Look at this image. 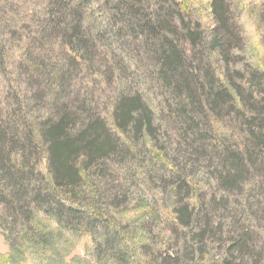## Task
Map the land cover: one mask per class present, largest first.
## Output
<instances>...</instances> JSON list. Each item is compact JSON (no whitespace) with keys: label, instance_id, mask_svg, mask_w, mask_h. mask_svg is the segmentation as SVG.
<instances>
[{"label":"trees","instance_id":"trees-1","mask_svg":"<svg viewBox=\"0 0 264 264\" xmlns=\"http://www.w3.org/2000/svg\"><path fill=\"white\" fill-rule=\"evenodd\" d=\"M256 1L263 10L261 15L257 13V18L263 22L264 0ZM59 2L65 5L59 6ZM171 3L182 9L177 0ZM85 4L88 0H56L48 4L43 15L47 29L60 37L66 66L57 69L32 58L25 43L13 46L10 51L8 42L0 41L2 55L7 52L23 56L27 64L24 75L29 68L36 75L35 91L29 92L25 87V92L16 94L21 86L14 90L11 98L16 107L14 117L4 121L0 114V230L8 231L9 234H4L11 248V253L0 255V264H93L80 257L67 261L79 237L84 234L94 239L92 227L99 232L100 243L93 256L95 264H258L253 258V239L248 237L244 218L245 212L247 216L252 213L251 206L257 210L264 207V72L252 71L246 87L231 86L225 80L219 83L212 79L202 59L188 60L180 35L171 31L176 29L170 21L175 18L172 15L157 13L151 18L144 14L143 0H115L114 8H109L114 14L108 24L93 20L83 24L80 14L88 8ZM103 5L108 7L110 1H104ZM208 6L211 13H217L214 1L210 0ZM244 8L248 10L245 5ZM115 18L121 19V28L110 35L111 39L109 35L103 38L110 42V47L117 44L126 53L120 39L116 41L117 37H113L124 29L135 31L134 39L142 43L146 57L154 63L156 80L167 90V113L174 118L173 124L180 126L178 143L187 144L189 149L195 146L189 155L198 150L204 152L206 176L216 191L207 203L199 196L188 203H178L173 210L176 221L171 231L176 245L163 253L151 249L153 241L149 233L125 234L121 227L112 225L109 207L97 209L95 191H88L90 195L77 191L84 176L103 163L106 168L109 161L122 155L121 142L112 135L102 114L103 106L109 104L101 98L95 101L78 80L70 79L77 69L106 76L111 67H121L115 56L110 65L108 62L102 65L94 58L93 40L101 41L103 32ZM161 18L170 23H160ZM182 20L180 17L194 50L198 45L196 34ZM0 29H5L2 22ZM218 41L214 37V44L223 50L224 43ZM213 51L216 58L221 57L220 49ZM110 75L113 81V74ZM135 82L134 86L142 84ZM27 83L29 87L31 81ZM22 85L25 86L24 76ZM140 94L122 87L110 105L109 122L122 132L131 127L136 135L144 133L157 144V132L164 124L155 117L157 107L153 103L146 105L148 102ZM225 105L230 106L227 111L236 117L238 130L235 129L236 135H226V140H220L210 129L208 119L217 118ZM183 126L189 129L183 131ZM38 162L45 164L44 173L37 170ZM184 167L182 170H193L187 164ZM246 184L251 186L250 191H255L252 198L256 206L248 205L247 199L242 203L246 205L233 200ZM217 207L223 211L219 218L213 216ZM225 233L223 254L218 259L208 256L209 242H223ZM106 252L110 256L102 262L101 256Z\"/></svg>","mask_w":264,"mask_h":264},{"label":"rangeland","instance_id":"rangeland-1","mask_svg":"<svg viewBox=\"0 0 264 264\" xmlns=\"http://www.w3.org/2000/svg\"><path fill=\"white\" fill-rule=\"evenodd\" d=\"M55 1L0 0V23L5 25V29H0V41H7L10 51L14 49L13 46L25 43L28 45L32 58L42 60L46 65L56 66L59 69L67 65L61 50V40L56 32L53 33L47 29L43 18L48 4ZM104 1H110L111 6H104ZM143 1L144 14L148 17L154 18L153 16L157 13H163L165 17L167 15L175 17L173 20L170 19L176 27V29L171 28V31L180 35L188 60L202 59V64L207 65L205 68L215 81L222 83L225 80L231 86L246 87L248 75L252 71L264 72V21L258 19L257 13L261 15L263 11L262 8L259 9V1L245 0L243 3L241 0H212L215 2L218 15L210 12V6H208L210 0H177V3L182 6L181 10L173 7L171 0ZM243 4L248 7V10ZM63 5L65 3L59 2V6ZM114 6L115 0H88V4L84 6L88 8H84L80 14L81 21L83 24H88L91 20L108 24L114 14V10L110 11L109 8L113 9ZM252 11H254L253 14L250 13ZM180 17L183 18L184 26L196 34L198 45L194 46V50L192 42L185 36L186 30L179 22ZM115 19L111 27L103 32L101 41L93 40L96 46L94 58L102 65L105 62L110 65L115 56L117 60H120L121 67L116 65L111 67L106 76L77 69L70 74V79L78 80L84 91L92 93L95 101L101 98L103 102L109 104L108 107L103 106L102 114L108 121L106 126L112 135L121 142L122 155L118 159L109 161L106 168L103 163L91 174L84 176L80 187L76 190L87 191L88 195H90L88 191H95L94 195L98 197L97 209L109 207L112 225L121 227L125 234H134L139 231L149 233L153 241L151 249L163 253L176 245L171 231L176 221L173 210L179 205L178 203H188L192 197L197 196L202 197L207 203L216 191L212 189V180L206 176L204 152L198 150L195 155H189L190 149L195 146L189 149L187 144L178 143L181 140L177 131L180 126L173 124L174 118L167 113L169 105L167 90L156 80L154 63L146 57L142 43L134 39L135 31L133 32L130 28L124 29L118 36L113 37H117L116 41L120 39L119 43L124 46L126 53L122 52L117 44L110 47V42L103 38L109 35L111 39L110 35H115L116 30L121 28V19ZM159 21L170 23L163 18ZM216 36L217 41L220 39L224 43L223 50L219 48V45L214 44ZM214 49H220L221 57L216 58ZM26 68L27 64L23 56L19 58L11 53L5 52V55H2L0 52V114L4 121L14 117L13 110L16 107L11 98L16 87L21 86L16 94L25 92V87L29 89V92L30 89L36 90L34 86L36 75L30 68L24 75ZM110 73L113 74V81H111ZM23 76L25 86L22 85ZM28 80L31 81L29 87ZM135 81L142 84L134 86ZM122 87L130 88V92L133 93H141L145 103L148 102L146 105L153 103L157 107L155 117L164 124V127L157 132V144L149 140L144 133L136 135L131 127H128L126 132H122L117 130L116 124L112 126L109 122L110 105ZM247 97L245 95V98ZM99 103L102 104V102ZM36 104L40 105V102L37 101ZM229 107L225 105L217 118L208 119L210 129L220 140H226V135L237 134L235 131V129L238 130L237 124L234 122L236 117L227 111ZM40 111L42 113V110ZM188 129L189 126L182 127L183 131ZM205 137L206 134L204 139ZM175 155H179L178 157L182 160L177 159ZM185 164L192 166L193 170H182ZM36 166L39 173H44V163L38 162ZM250 190L251 186L246 184L244 190L234 196L233 200H238L242 204L247 199L248 205L256 206V201L252 198L255 191ZM113 200L115 201L110 205ZM257 209L251 206L250 212L253 216L250 213L247 216L245 212L244 219L247 220L248 227L245 230L248 237L253 239V258L258 264H264V207ZM222 213L223 211L217 207L213 216L219 218ZM91 231L94 239L84 234L79 237L67 261L72 257H80L87 258L93 264L96 263L93 256L97 248H100L99 232L93 227ZM4 233L9 234L8 231L4 232V229L0 230V255L11 253L10 243L7 242ZM225 237L226 233L221 243L210 241L206 254L218 259V256L223 254L227 243ZM11 239L14 243L15 235L11 236ZM249 244L252 245L251 242ZM109 256V252L102 254L101 261L106 262Z\"/></svg>","mask_w":264,"mask_h":264}]
</instances>
